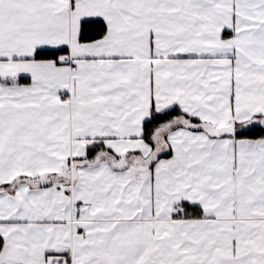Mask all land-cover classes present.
<instances>
[{
    "label": "snow or ice",
    "instance_id": "snow-or-ice-1",
    "mask_svg": "<svg viewBox=\"0 0 264 264\" xmlns=\"http://www.w3.org/2000/svg\"><path fill=\"white\" fill-rule=\"evenodd\" d=\"M0 264H264V0H0Z\"/></svg>",
    "mask_w": 264,
    "mask_h": 264
}]
</instances>
